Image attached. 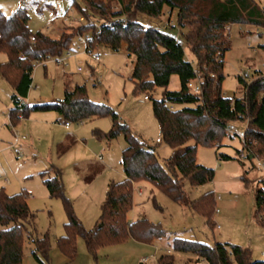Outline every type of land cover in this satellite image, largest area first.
Segmentation results:
<instances>
[{
    "label": "trees",
    "instance_id": "trees-1",
    "mask_svg": "<svg viewBox=\"0 0 264 264\" xmlns=\"http://www.w3.org/2000/svg\"><path fill=\"white\" fill-rule=\"evenodd\" d=\"M83 8L73 0L91 24L79 28L88 34L89 48L95 50L106 45L114 51L125 46L129 55H135L132 72L136 92L165 88L161 99H154L153 111L159 122L161 136L172 148V155L163 164L155 145L139 138L123 121L119 113L106 103L89 98L86 84L73 85L64 74L65 96L52 102L27 103L33 86V73L38 64L46 65L51 58H59L71 49L76 32L63 31L53 38L42 31L33 32L26 9H18L7 15L0 8V52L7 60L0 62V76L14 88L10 111L13 123L31 111L55 110L64 122L111 116L112 127L108 132L94 130L98 138L114 139L124 134L126 147L122 151L125 178L109 184L102 214L95 229L87 230L77 217L72 201L66 196L60 173L44 180L52 196L61 197L68 215L66 233L57 240L60 250L70 258L77 254V236L82 235L87 248L96 254L101 248L134 239L153 243L167 235L160 224L146 216L130 221L128 214L134 206V184L148 180L179 204L202 214L213 226L216 211L215 192L208 191L192 199L185 189V182L199 187L215 179L216 170L198 162L199 145L215 147L219 160L232 156L219 149L224 139L234 137L229 126L247 122L244 132V159L264 157V72L256 69L255 78L244 84L241 96L223 93L225 54L231 49L227 27L235 23L264 27V8L256 0H84ZM116 3L117 8L114 7ZM175 14L177 25L183 29L185 41L190 45L196 64L186 56L181 39L163 28L146 22V19L162 20L167 15L171 24ZM166 23V26L168 25ZM35 36L36 40H32ZM264 47V44L261 45ZM177 74L180 88L170 90L171 78ZM200 84L195 92L191 85ZM150 98V95H146ZM183 105L178 107V105ZM61 143L62 153L69 150L74 141ZM241 150H238L240 153ZM242 165L245 166L244 161ZM248 170L241 179L248 187ZM30 194L23 190L9 194L0 188V264H22L26 239L35 244L34 254L47 253L51 248L50 235L34 237L29 225L34 226L36 213L29 206ZM256 217L264 215V179L258 180L255 193ZM261 222H264L262 219ZM173 246L189 251L197 261L208 264H264L254 259L251 249L229 242L209 245L205 242L174 236ZM173 254H162L158 264H174Z\"/></svg>",
    "mask_w": 264,
    "mask_h": 264
},
{
    "label": "rangeland",
    "instance_id": "rangeland-1",
    "mask_svg": "<svg viewBox=\"0 0 264 264\" xmlns=\"http://www.w3.org/2000/svg\"><path fill=\"white\" fill-rule=\"evenodd\" d=\"M17 1L0 0V8L7 15L20 8L26 9L33 32L42 31L53 38H59L63 31L69 34L76 32L69 65L63 67L54 61H47L46 65L38 64L33 73V86L24 100L36 104L63 99L65 74L73 85L86 84L91 100L113 107L139 138L155 145L159 159L164 164L172 155V148L162 139L153 101L161 99L165 88L136 92L135 82L131 78L136 57L129 55L125 46L114 51L101 45L95 49L101 60L94 61L85 51L84 41L79 39L80 36H88L80 32L79 28L91 24V19L84 16L73 0H21L23 4ZM256 1L264 8V0ZM77 3L86 8L84 0H77ZM113 5L117 8L116 3ZM168 20V16L164 15L162 20L146 19V22L181 39L186 56L196 64L192 49L182 34L184 30L177 25L175 14L171 24L167 23ZM228 31L231 49L225 54L222 90L230 97L241 96L244 84L239 77L243 76L250 83L255 78L256 69L264 72V47L261 46L264 44V27L235 23L227 27ZM6 60V53L0 52V62ZM79 66L82 67L80 71L77 69ZM179 88L180 78L174 74L168 89ZM14 91L13 86L0 76V188L4 186L1 179L8 178L10 183L5 185V189L9 194L23 190L30 194L28 203L36 213V219L34 226H28L29 230L34 237L48 233L51 240V248L47 253L38 252L35 255V244L27 238L22 264H143L140 258H151L157 247L159 256L173 254L174 264H208L206 261H197V256L192 252L175 249V235L209 245L217 242L238 244L249 247L254 257L264 259V223L254 217V193L258 180L264 179V173L258 169V159H244L238 153V150H242L241 135L245 132L247 122L235 123L237 135L227 136L219 149L232 156L231 159L219 160L215 147L198 146V162L216 170L212 182L199 187H192L189 182H185V189L192 199L208 191L215 192L213 226L202 214L174 201L151 181L142 180L134 184V206L128 219L134 221L146 216L160 224L166 230V236L152 244L131 238L101 248L94 254L87 248L84 237L78 235L76 256L70 258L65 255L57 242L66 233L68 215L64 200L52 196L44 180L56 172L60 173L65 194L72 201L77 217L87 230L95 229L109 184L125 178L121 160L126 140L123 133L114 139H101L94 135L95 129L103 132L111 129V116L86 119L82 124L71 122L70 129H67L60 112L37 110L13 123L10 111L14 107ZM147 94L150 98H146ZM73 136L76 137L74 144L62 153L59 145L70 142ZM245 170L249 171L248 187L241 179ZM147 262L144 264H158L156 260Z\"/></svg>",
    "mask_w": 264,
    "mask_h": 264
},
{
    "label": "built area",
    "instance_id": "built-area-1",
    "mask_svg": "<svg viewBox=\"0 0 264 264\" xmlns=\"http://www.w3.org/2000/svg\"><path fill=\"white\" fill-rule=\"evenodd\" d=\"M17 3L18 4H23V1L18 0ZM79 39H81V40L84 41V43H85V51L90 54V56L92 57V59L94 61H96V62H100V60H101L100 54L99 53H96L95 50H92V49L89 48V45H88V36H80ZM32 40L33 41L36 40L35 36H32ZM73 51H74V49H72V48L71 49H67L64 52V54L61 55L59 58H57V59L56 58H51L49 61H54L56 63L62 64L63 67H66V66L69 65L68 59L73 55ZM77 69H78V71H80V70H82V67L79 66ZM191 86H192V89L195 92H199L201 90L200 84H196V85L195 84L194 85L192 84ZM146 98H149V97L146 96ZM79 122L82 124L83 123V120H81ZM64 124H65L66 128H70L71 127V123L70 122H64ZM229 130L232 133H237L238 132V128H237V126H236L235 123L230 124ZM16 137H17V139H19L18 135ZM241 138H242V141L244 143V141H245L244 134L241 135ZM239 156L241 158H244L246 156V151L243 150V146H242V150L240 151ZM255 158L259 160L258 169L264 173V157H255ZM3 181H4L5 184H9V182H10L8 178H5ZM140 192H142V190H140ZM217 211H219V209H217ZM149 259L150 258H148V257H144V258H142V261L143 262H147V261H149Z\"/></svg>",
    "mask_w": 264,
    "mask_h": 264
},
{
    "label": "crops",
    "instance_id": "crops-1",
    "mask_svg": "<svg viewBox=\"0 0 264 264\" xmlns=\"http://www.w3.org/2000/svg\"><path fill=\"white\" fill-rule=\"evenodd\" d=\"M67 129H70V128H67ZM71 139V138H70ZM75 139H76V137L75 136H73V138H72V140L73 141H75ZM101 157V156H100ZM249 178V177H248ZM2 181L4 180V179H1ZM10 181V180H9ZM10 183V182H9ZM2 185H4V186H2V187H5V185H8V184H5L4 183V181H3V183H2ZM254 217L257 219V221H261L262 219L264 220V215H262V216H260V217H256V215H254ZM262 223H264V222H262ZM139 242V241H138ZM142 243V242H141ZM154 243V242H153ZM149 244H152V243H149ZM251 252H252V250H251ZM252 256H253V252H252ZM158 257H159V248L157 247L156 248V251L152 254V256H151V258L149 259V261L148 262H153V261H155L156 260V263H158ZM142 258L143 257H141L140 258V260L142 261ZM253 258L254 259H262V258H260V257H254L253 256ZM262 260H264V259H262ZM202 261H204V260H202ZM147 262V263H148ZM143 264H144V262H143Z\"/></svg>",
    "mask_w": 264,
    "mask_h": 264
}]
</instances>
